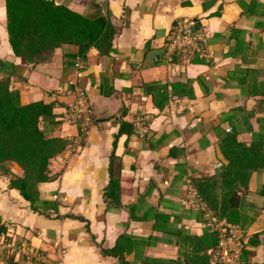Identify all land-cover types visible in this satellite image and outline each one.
<instances>
[{
  "label": "crops",
  "instance_id": "0c3cea01",
  "mask_svg": "<svg viewBox=\"0 0 264 264\" xmlns=\"http://www.w3.org/2000/svg\"><path fill=\"white\" fill-rule=\"evenodd\" d=\"M51 1L87 18L105 3L115 33L108 53L90 47L77 66L73 44L29 63L11 50L0 0V79L21 104H51L38 126L65 141L49 159L51 179L36 185V210L9 187L20 167L5 163L4 234L51 264H195L202 254L213 263L217 231L207 225L211 210L196 183L216 179L226 165V136L245 146L264 136V0ZM182 18L200 30L204 51L166 63L164 40ZM74 87L92 109L82 136L67 114ZM109 172L118 179L116 202L104 195ZM212 189L219 198L218 182ZM226 204L236 222L214 218L244 233L236 264H264V168L251 171ZM258 218L261 226L249 232ZM117 241L119 255L101 251Z\"/></svg>",
  "mask_w": 264,
  "mask_h": 264
},
{
  "label": "trees",
  "instance_id": "16d2710c",
  "mask_svg": "<svg viewBox=\"0 0 264 264\" xmlns=\"http://www.w3.org/2000/svg\"><path fill=\"white\" fill-rule=\"evenodd\" d=\"M7 38L15 56L29 63L46 60L54 48L62 44H73L72 54L82 59L90 47L106 54L111 48L115 29L109 20V13H101L95 18H87L51 0H4ZM52 106L41 101L21 104L18 93L8 88L7 78L0 79V171L6 173L4 163L15 162L21 169L20 176H10L9 187L18 190L36 210L38 199L36 185L51 179L48 171L49 159L64 146V140L46 136L38 126L41 116H50ZM126 124L121 122L119 131ZM264 136L256 138L249 146L237 141L233 135L226 136L221 143V152L227 163L217 171V178L196 183L199 197L211 210V215L226 222H236L234 209L226 204L229 193L245 187L251 171L264 168ZM109 180L104 190L105 198L117 200L118 179L109 172ZM218 182L219 198L213 193V185ZM213 231V230H212ZM5 228L0 224V235ZM200 240V237H191ZM118 241L103 253L119 255ZM198 252V250H195ZM5 264H16L10 255L3 254ZM195 264L210 263L205 255H197Z\"/></svg>",
  "mask_w": 264,
  "mask_h": 264
},
{
  "label": "built area",
  "instance_id": "2783aa9c",
  "mask_svg": "<svg viewBox=\"0 0 264 264\" xmlns=\"http://www.w3.org/2000/svg\"><path fill=\"white\" fill-rule=\"evenodd\" d=\"M204 37L196 29L190 19L182 18L173 22L163 43L161 58L170 63L174 57L189 59L195 54L204 51ZM154 61L159 59L153 55ZM80 58H76L74 65H79ZM68 119L75 124L79 136L85 133L92 120V109L85 93L78 87L73 89V101L68 105ZM207 225L217 231L216 264H236L241 250L244 233L230 225H219L211 214L207 215ZM10 255L16 264H51L50 261L37 249L32 248L24 241H16L10 235H0V260L3 254Z\"/></svg>",
  "mask_w": 264,
  "mask_h": 264
},
{
  "label": "water",
  "instance_id": "95a60500",
  "mask_svg": "<svg viewBox=\"0 0 264 264\" xmlns=\"http://www.w3.org/2000/svg\"><path fill=\"white\" fill-rule=\"evenodd\" d=\"M100 6H101V11H102V13L104 14L105 13V3H100ZM92 121V120H91ZM261 224H262V221H261V219H257L254 223H253V225L250 227V229H249V232H252V231H255V230H257L260 226H261Z\"/></svg>",
  "mask_w": 264,
  "mask_h": 264
},
{
  "label": "rangeland",
  "instance_id": "374dc122",
  "mask_svg": "<svg viewBox=\"0 0 264 264\" xmlns=\"http://www.w3.org/2000/svg\"><path fill=\"white\" fill-rule=\"evenodd\" d=\"M4 166H5V163H4Z\"/></svg>",
  "mask_w": 264,
  "mask_h": 264
}]
</instances>
